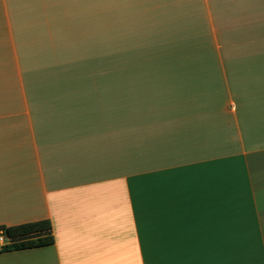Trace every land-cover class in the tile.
I'll use <instances>...</instances> for the list:
<instances>
[{
  "label": "crops",
  "instance_id": "0c3cea01",
  "mask_svg": "<svg viewBox=\"0 0 264 264\" xmlns=\"http://www.w3.org/2000/svg\"><path fill=\"white\" fill-rule=\"evenodd\" d=\"M94 5L165 6V36L211 44L127 77L22 78L0 226L49 219L54 243L0 264H264V0H0L6 22Z\"/></svg>",
  "mask_w": 264,
  "mask_h": 264
},
{
  "label": "rangeland",
  "instance_id": "374dc122",
  "mask_svg": "<svg viewBox=\"0 0 264 264\" xmlns=\"http://www.w3.org/2000/svg\"><path fill=\"white\" fill-rule=\"evenodd\" d=\"M6 8L0 7V109L15 108L3 99L22 93L24 77H127L133 70L123 65L193 60L181 39L159 31L167 26L165 6L48 7L61 13L54 22H6Z\"/></svg>",
  "mask_w": 264,
  "mask_h": 264
},
{
  "label": "trees",
  "instance_id": "16d2710c",
  "mask_svg": "<svg viewBox=\"0 0 264 264\" xmlns=\"http://www.w3.org/2000/svg\"><path fill=\"white\" fill-rule=\"evenodd\" d=\"M159 31L162 30L160 25ZM164 32V31H163ZM171 39V37H168ZM177 39V38H176ZM183 43V52L188 51L189 48L205 46L211 44V39L198 38H178ZM190 39V40H189ZM184 55L187 52L183 53ZM5 229L7 236L11 240V244L4 247L1 251L29 249L41 246H48L54 243V236L52 233L51 222L49 219H40L35 221H28L14 225H1Z\"/></svg>",
  "mask_w": 264,
  "mask_h": 264
},
{
  "label": "built area",
  "instance_id": "2783aa9c",
  "mask_svg": "<svg viewBox=\"0 0 264 264\" xmlns=\"http://www.w3.org/2000/svg\"><path fill=\"white\" fill-rule=\"evenodd\" d=\"M10 244H11V240L7 236L5 229L0 227V250L4 249L5 246Z\"/></svg>",
  "mask_w": 264,
  "mask_h": 264
}]
</instances>
